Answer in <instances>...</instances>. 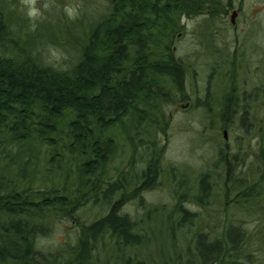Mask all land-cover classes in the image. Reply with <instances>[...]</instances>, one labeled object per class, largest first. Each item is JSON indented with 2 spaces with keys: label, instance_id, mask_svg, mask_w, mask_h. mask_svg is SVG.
<instances>
[{
  "label": "trees",
  "instance_id": "16d2710c",
  "mask_svg": "<svg viewBox=\"0 0 264 264\" xmlns=\"http://www.w3.org/2000/svg\"><path fill=\"white\" fill-rule=\"evenodd\" d=\"M98 2L96 18L88 17L91 1L84 0L74 18L55 7L32 27L17 0H0V264H150L153 257L136 250L148 236L145 213L167 216L173 244L187 249L185 264H240L235 249L245 251L253 236L223 220L212 237L201 210L209 213L217 198L221 207L230 199L243 211L264 210V134L255 151L240 143L253 138L245 126L255 120L252 112H264V60L256 62L261 93L245 91L238 65L228 71L212 63L211 91L188 95L192 68L173 45L182 20L199 19L204 34L231 0ZM50 45L71 53L70 66L49 60ZM187 101L211 130L232 129L236 137L232 147L219 142L198 174L165 169V146L156 137L166 135L168 109ZM118 148L127 158L115 166L122 161ZM164 175L173 204L143 205L142 193ZM128 199L140 201L141 220L121 212ZM89 203L104 213L86 221L78 213ZM63 221L75 229L72 239L36 248ZM262 224L255 235L264 240ZM172 257L182 258L180 252Z\"/></svg>",
  "mask_w": 264,
  "mask_h": 264
},
{
  "label": "rangeland",
  "instance_id": "374dc122",
  "mask_svg": "<svg viewBox=\"0 0 264 264\" xmlns=\"http://www.w3.org/2000/svg\"><path fill=\"white\" fill-rule=\"evenodd\" d=\"M90 1L91 7L88 6L86 8L84 0H36L35 7L39 10V16L35 20L28 19L33 24L32 27H34V22H36V20H44L46 16L54 11L55 7L62 9L68 17L69 14L67 9H71L73 18L86 8L85 11L88 17L96 18L98 15L97 11H100L99 0ZM17 2L19 8L26 15L27 7L21 5L20 0H17ZM231 2V7L226 13L227 16L225 19V26L221 25V20H214L212 23L210 22V30L207 33L211 32V38L213 39L212 42L217 46V48L221 49L224 48L223 41H226L229 43L228 47L233 49L234 45L236 46L237 44L235 41L236 36L237 39L242 42L244 41L245 33L247 32V37H249V33L252 29V38H254L259 44L261 61L264 60V0H231ZM235 9L240 11V14L235 17L234 25H236V29L235 31H232V26L229 24V20L232 10ZM182 23L184 26L179 31L180 37H175L173 41L175 54L186 58L188 60V65H191L192 68V76L190 77V79L192 78V81L189 79L187 86L188 95L193 93L195 89L200 95H203L202 92H204L205 80L209 77L211 72L209 66H211L213 60H216V54L207 53V48L205 47V43L203 41V34H201L205 28L202 30V27L199 25V19H183ZM31 29L34 28H30V30ZM204 37L206 38V36ZM210 48H212V46H210ZM48 50L50 53L49 60L51 62L60 64L61 68H67L70 66L71 53L66 51L63 53L58 46L54 45H50ZM256 64L258 65L255 61H252L249 63L248 68H244L245 72L243 73L241 79L243 78V80H245V84H243L242 80L239 79L241 81V86L243 85L249 89L250 87H254L256 84H260V80L263 83L262 76L259 77L256 73ZM221 66V69H224V65ZM193 78L195 79L196 84H192L191 86V83L195 82ZM184 108L177 105L168 109L166 117V135L156 134V137L159 141H162V144L165 146L162 154V162L165 164V169L172 166L176 169L175 172L183 170L181 173L189 171L192 174H198L206 169L208 164H210L216 157L219 142L220 145H222L223 141L222 130L218 131L219 133L211 130L209 125L206 123L204 113L198 108L192 106L187 109ZM252 113L256 115L255 120L253 122L251 121L250 123H246L245 126L248 127L249 135H253V138L249 141L250 138H248V136H244V140H241L240 143L241 147L244 149L255 151L258 148L255 144L256 138H259L260 135L264 134V112ZM243 134H245V132ZM234 135V130L232 131L231 129V131L226 133V140H224L225 142H228L231 147L232 143L236 141V137ZM118 152L116 155L119 154V156L122 157V161H116L115 166H118L120 163H125L127 158L125 154L121 153L120 148H118ZM139 166L140 164H137V167ZM167 178L168 176L164 175L160 178L161 181H158V185L156 187L142 193L141 199L144 203L143 205H162L167 207L173 204L174 193L172 184ZM260 201L264 203V197L260 199ZM139 204L140 201L138 199H128L122 206L121 212L128 214L131 219L141 220L144 208L139 207ZM221 206V200L219 203L218 198L217 201H214L212 205L209 206V213H207L205 209L201 210V208H198L195 205H190L192 210H201L203 217L209 219V226L211 227H208L207 230L210 232L212 237H217L218 234H220L221 226L219 224H221V221L223 220L224 222H232L235 227L240 225H242V228L245 227L247 232L253 237H251L252 239L249 244H246L244 249L245 251L242 252L241 249H235V252L237 253L235 258L241 262L240 264H243V262L245 263V261L247 262L246 264H264V240L261 237L259 238V235H255L256 232L263 227L262 223H264V210L261 209L262 207H255L254 210L245 209L243 211V209H237L234 207L230 199L223 205V207ZM103 213V209H100L99 206H95L93 208L92 204L89 203L84 208L80 209L78 214L81 215L82 219L91 221ZM166 217L167 216L163 214H144L143 221L147 229L148 236L143 239L144 241H142L136 250L138 253H144L147 256L153 257V261H151L150 264H185V261L187 260V249L185 246L173 244L174 234L172 235V226L167 222ZM213 221L216 222L219 227H216ZM75 232V229L71 227L69 221H63L62 223L55 224L48 236L41 237L36 241V248L47 249V247L56 246L59 242L72 239ZM187 232H189L190 236L193 230L189 229ZM257 238L263 240L261 242L263 247L260 246ZM178 239H182L181 233L177 234L176 242ZM110 251L113 253L114 249L111 248ZM177 252H180L182 257L180 262H178L177 259L175 260V257H172V253L175 254ZM243 255L244 258H242ZM170 257L172 258L168 260V262L161 261L163 259H169Z\"/></svg>",
  "mask_w": 264,
  "mask_h": 264
},
{
  "label": "flooded vegetation",
  "instance_id": "af4514ba",
  "mask_svg": "<svg viewBox=\"0 0 264 264\" xmlns=\"http://www.w3.org/2000/svg\"><path fill=\"white\" fill-rule=\"evenodd\" d=\"M232 11H234L235 16L233 17V19H231V15L233 14V12H231L229 24L232 26L231 27L232 31H235V29H236V25H234L235 17H237V15L240 14L239 13L240 11H237V9L232 10ZM226 13L227 12L220 13L222 26H225L224 24L226 23V21H225L226 16H227ZM207 25L209 27L210 22H208ZM209 30H210V28H208V30L204 32L203 41L205 43V47L207 48V53L209 52V54H212V53L216 54V60L215 61L213 60V62H212V63H214L213 67L222 68L221 65H224V68L229 71L230 69H229L228 65L232 64L234 66L238 65L237 68L240 70H243L244 65L246 63H248V62L251 63L252 61H255V63H256V62L261 61V57L259 54L260 53V51H259L260 46L256 42V40L254 38H252V36H253V33H251L252 29H251V32L249 33V35H250L249 37H247V32L245 33V38H244V41H242V42L237 39V36L235 33V36H236L235 41L237 42V44H236V46L234 45L233 49H230L228 47L229 43L226 41H223V47L224 48H221V49L217 48V46L212 42L213 39L211 38V36H212L211 32L207 33ZM204 36H206V38ZM176 37H180V34H178ZM254 37H255V35H254ZM210 46H212V48H210ZM173 48H174V46H173ZM223 55H224V58H223ZM249 63L245 67L248 68ZM257 67H258V65L256 64V68ZM233 76H236V73L233 74ZM238 76L240 77V72H238L237 77ZM212 79H211V77L206 78L205 83H204V94L207 93L209 91V89L211 91V89L213 88V87H211V82H210ZM243 84H245V82ZM243 88H245V91L249 92V94L251 93L250 95H256L259 92L260 93L262 92V83L256 84L254 87H250L249 89L245 86ZM257 97H260V95ZM259 100L260 99H258V101ZM260 101L258 102L259 105H261L262 103L264 104L263 101H261L262 103ZM254 104H256V103L254 102ZM177 105H179L181 108L185 107L186 109L190 107L188 101H187V103H185V102L177 103L175 106H177ZM258 108H259V106H258ZM221 130H222L223 144H226V142L224 141V140H226V133L228 131H231V130L228 128H221ZM229 146H231V145L229 144Z\"/></svg>",
  "mask_w": 264,
  "mask_h": 264
},
{
  "label": "clouds",
  "instance_id": "9594fccd",
  "mask_svg": "<svg viewBox=\"0 0 264 264\" xmlns=\"http://www.w3.org/2000/svg\"><path fill=\"white\" fill-rule=\"evenodd\" d=\"M21 5L27 7L26 15L30 20H35L39 16V10L35 7L36 0H20ZM69 18H73L72 10L67 9Z\"/></svg>",
  "mask_w": 264,
  "mask_h": 264
},
{
  "label": "water",
  "instance_id": "95a60500",
  "mask_svg": "<svg viewBox=\"0 0 264 264\" xmlns=\"http://www.w3.org/2000/svg\"><path fill=\"white\" fill-rule=\"evenodd\" d=\"M233 12V14L231 15V19H233V17L235 16V13H234V11H232Z\"/></svg>",
  "mask_w": 264,
  "mask_h": 264
}]
</instances>
